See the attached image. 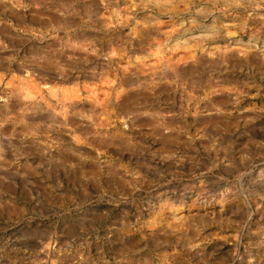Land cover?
Segmentation results:
<instances>
[{"label": "rangeland", "instance_id": "rangeland-1", "mask_svg": "<svg viewBox=\"0 0 264 264\" xmlns=\"http://www.w3.org/2000/svg\"><path fill=\"white\" fill-rule=\"evenodd\" d=\"M0 264H264V0H0Z\"/></svg>", "mask_w": 264, "mask_h": 264}]
</instances>
